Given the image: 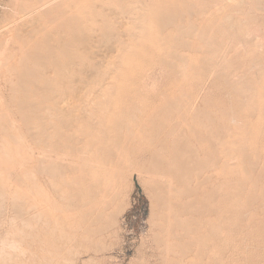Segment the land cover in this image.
I'll use <instances>...</instances> for the list:
<instances>
[{
	"label": "rangeland",
	"instance_id": "obj_1",
	"mask_svg": "<svg viewBox=\"0 0 264 264\" xmlns=\"http://www.w3.org/2000/svg\"><path fill=\"white\" fill-rule=\"evenodd\" d=\"M16 1L28 0H0V27L11 19ZM85 5L80 29L85 40L73 43L66 69L56 66L35 86L0 88V238L9 235L13 221L16 228L30 226L22 237L28 255L21 264H213V237L178 248L172 231L160 232V220L169 215L157 206L149 177L133 164L120 181L106 179L95 201L101 217L89 219L92 225L83 230L71 198L77 188L73 174L56 184L38 175V147L46 137L39 125L59 127L79 110L76 127L61 130L63 144L77 135L110 142L133 124L146 137L153 124L164 121L175 137L183 131L192 144L195 132H211L218 144L212 179L204 186L193 179L195 197L186 194L182 203L212 187L221 197L264 199V0H86ZM187 6L199 8L190 17ZM163 14L176 15L175 22H160ZM15 29L8 44L15 57L19 45L28 59L47 54L40 38L23 35L21 28L15 35ZM61 151L65 163L75 160L67 148ZM230 252L228 264H248Z\"/></svg>",
	"mask_w": 264,
	"mask_h": 264
},
{
	"label": "bare ground",
	"instance_id": "obj_2",
	"mask_svg": "<svg viewBox=\"0 0 264 264\" xmlns=\"http://www.w3.org/2000/svg\"><path fill=\"white\" fill-rule=\"evenodd\" d=\"M85 1L28 0L23 3L14 2L11 19L7 24H4V27L2 25L3 28L0 27L1 34L4 32V37L0 38V88L10 86V89L12 87L16 90L26 85L28 87L29 85L35 86L42 76L46 75L47 71L53 70L58 65H63L65 69L68 67L71 61L70 50L73 43L76 40L78 42L83 40L80 33L81 22L86 19L88 14ZM171 5L175 6V4ZM196 8L187 6L185 13L190 16ZM175 19L176 15L163 14L160 22L168 24L175 22ZM23 21L29 24H26L24 28L22 25L21 27L16 25ZM15 25L18 28L15 29ZM20 28L23 29L21 30L23 35H29L30 38H40L47 45V54H34L32 58L28 59L23 45H19L17 50L19 56L15 57L14 49L10 48L8 44L14 29L16 30L15 35H17V33L20 34V30H18ZM191 30L189 29V31ZM204 31L206 32V29ZM206 36H204L205 39ZM212 43H210L211 46L216 49V43L214 42V45ZM233 52L236 53V51ZM61 57H65L67 60L61 61L59 59ZM241 75L243 77V74ZM33 109L35 108L33 107ZM78 112L75 113V116ZM71 114L67 116L66 112L68 119L64 118L65 121L62 120L59 127L52 124L39 125L42 127L43 137H46L40 140L41 148L38 147V149H41V157L35 163L38 164V167L36 166L39 168L38 175L45 176V179L51 184L60 182V179L63 181L66 173L73 174L71 183L77 188L72 192L71 198L79 213V224L77 225H80L83 230H86L91 224V221L89 224V219L95 221L101 217V214L96 210L95 201L104 191L106 179L120 181L126 168L129 167L128 165L133 167V164L138 172H144L149 177L153 187L151 191L153 194L156 193L159 209L167 215H171L170 219L168 216L165 220H160L159 230L165 233L172 231L173 242L178 248L193 244L201 238V242L204 243L205 240L213 237V264H228L232 250L240 253L243 257L242 260L248 264H264V199L221 197L218 194L219 190L213 192L212 187L208 194L200 195L185 205L182 203V197L186 194H188L186 197H195L196 193L193 188H190L193 179H198L200 186H204L212 179L210 173L213 171V166L218 163L217 151H214L217 147L214 150L213 147L218 144L209 135L211 132L205 134L206 136L201 132H195L194 134L197 136L193 135L196 144H192L183 131L175 137L173 129L164 127V121L163 124L162 122L153 124L154 129L148 132L146 137L139 136L136 133V129L139 127L133 124L122 131L121 138H115L110 142L105 143L99 137H92V135H77L76 137L68 135V142L63 144L58 141L62 133L61 130H72L76 127L75 116L73 113ZM199 116L201 115L199 114ZM210 122L209 124L213 128ZM204 125H202V130L208 128L212 130L208 124V126ZM176 127L175 129H177ZM211 134L213 135V133ZM218 135L220 136V134ZM218 135L216 133V138ZM222 135L221 139L225 136L222 137ZM61 148H67L71 154L76 155L75 160H69L70 162L65 163ZM38 152L40 155V150ZM173 209H176V212L171 214ZM204 228H207L206 232ZM173 230H182V232H174ZM204 249V246L200 248L199 255L204 252ZM245 251H249V253H245ZM184 255L182 254V259Z\"/></svg>",
	"mask_w": 264,
	"mask_h": 264
},
{
	"label": "clouds",
	"instance_id": "obj_3",
	"mask_svg": "<svg viewBox=\"0 0 264 264\" xmlns=\"http://www.w3.org/2000/svg\"><path fill=\"white\" fill-rule=\"evenodd\" d=\"M30 226L24 224L16 228L15 221L12 222V230L5 238H0V264H21L28 255V249L23 243V233Z\"/></svg>",
	"mask_w": 264,
	"mask_h": 264
}]
</instances>
